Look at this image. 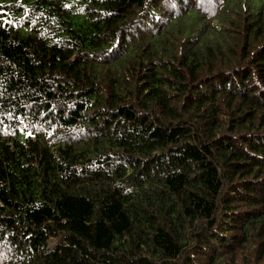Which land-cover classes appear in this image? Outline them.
Returning a JSON list of instances; mask_svg holds the SVG:
<instances>
[{"label":"trees","instance_id":"trees-1","mask_svg":"<svg viewBox=\"0 0 264 264\" xmlns=\"http://www.w3.org/2000/svg\"><path fill=\"white\" fill-rule=\"evenodd\" d=\"M0 264H264V0H0Z\"/></svg>","mask_w":264,"mask_h":264},{"label":"rangeland","instance_id":"rangeland-1","mask_svg":"<svg viewBox=\"0 0 264 264\" xmlns=\"http://www.w3.org/2000/svg\"><path fill=\"white\" fill-rule=\"evenodd\" d=\"M27 135H28V132H24V131H22V132L20 133V135H19V137H20L19 140H20V141H25Z\"/></svg>","mask_w":264,"mask_h":264}]
</instances>
